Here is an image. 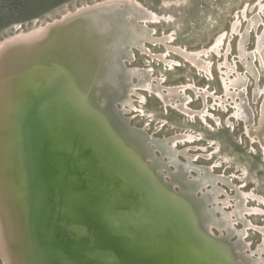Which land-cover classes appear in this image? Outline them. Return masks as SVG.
Returning a JSON list of instances; mask_svg holds the SVG:
<instances>
[{"label": "bare ground", "instance_id": "1", "mask_svg": "<svg viewBox=\"0 0 264 264\" xmlns=\"http://www.w3.org/2000/svg\"><path fill=\"white\" fill-rule=\"evenodd\" d=\"M181 2L182 0H179L174 5L182 7L183 3ZM245 3H242L238 9L244 8ZM257 3L255 4L258 5ZM259 3V8L262 11L264 0ZM169 5L167 3L166 6ZM240 12L238 20H236L237 16L234 18L235 21L227 35L224 31H219L214 35L217 39L214 51L217 53L219 51L221 56L230 38L229 34H232L231 30L234 33L238 32ZM135 14L137 18L134 17ZM242 16L248 17V14L243 12ZM62 18L50 23L41 32L33 31L34 33L28 36L29 38L6 40L7 42H4L0 47V238L4 245L1 248L3 253L0 252V254L2 253L1 257L5 260L3 262L6 264H47L41 245L42 247L52 245L54 246L53 251H60L64 256H67L71 249L69 248L72 244L69 233L65 229L60 230L61 228L56 230L54 224L56 214L51 209L46 210L42 204L40 172L44 171L46 178V172H48L46 168L51 166V154H54L47 148L42 152L36 143L40 135L35 127V119L39 110V113L46 111V115L49 114L52 117L59 112L64 115V118L70 119L72 133L77 134L80 144L84 145V148H81L83 151L79 150V156H88L90 165L92 164L94 167L89 170L91 176L96 179L108 180L110 178L116 186H123V188L134 191L135 197L133 193H126L125 196H118L112 205L118 207L121 204L125 208H131L128 211L131 212L134 219L137 217L134 210L139 207L138 217L142 219L139 222L143 223L133 226H135L134 232L144 246L143 251L151 247L155 253L166 254V257L173 256V261H177L175 264H264V243L255 249L257 254L253 248H249L248 240L245 238L249 234V223L243 216L249 207L246 206V195L242 191L236 190L233 210L229 213L223 212L214 215V209H220V205L212 208L209 203L215 202L217 199L215 195L219 193L216 181L219 179L227 181L225 180L227 174L224 173L221 178L215 175V172L210 173L209 167H198L192 162L198 155L190 154L189 157L185 148L178 146L182 142L178 140V134L185 136L189 142L202 134L192 133L188 131L189 125H183L180 130L176 131V136L170 139L167 138L168 136L156 138L143 132L142 126L149 123L148 119H143L147 116L143 107L141 108L143 115L135 117L139 122L141 121L139 127H134L135 130L128 127L125 121L126 115L121 114V112L137 108L131 94H136L142 103L143 99L136 90L140 88L153 91L163 103L170 104L174 110L178 109L188 118L194 116L197 123H201V119H204L206 124L210 125L207 117L212 111L210 110L209 113H207L208 110L200 111L202 107L200 99L198 107L194 108L188 104L190 99L187 97V89H194L195 93L201 95L203 99L205 96L211 95L212 90L205 89L204 86L201 88L196 83L191 86V81L181 87L167 83V80L164 83L162 79L153 81L154 75H151L150 70L147 69L152 65L147 67L134 63L128 64L134 59L132 53L135 47L143 48L142 44H144L145 49H152L145 42L146 39H150L155 44L158 38L164 37L168 47L172 46L171 43L176 42L174 32V34L164 32V36L157 32L155 35L146 34L152 29L155 30L157 25H174L173 17L167 14H159L154 17L150 10L137 0H103ZM252 19H248L249 22H246V25L249 23L252 29L257 28L254 50L243 46L248 32L246 27V31L243 32L242 29L238 32V36L235 37L234 34L232 36L236 43L235 48L239 50L241 62L251 67L252 70L255 67L260 75L258 64L264 72V26H258V23ZM137 20L141 21L137 23ZM143 28L145 31L141 32L140 30ZM239 37L241 38L240 46H238ZM11 39L13 40V38ZM221 46H223L222 50ZM125 52L128 56L123 55L122 59H128L122 65L118 56ZM180 52L184 58L189 57L195 65L191 69L192 71L194 68H200L201 71L209 73L210 62L208 61L212 55L208 50H197L192 53L188 50ZM166 54L168 52L164 51L162 55H156L165 63L161 69L163 70L165 67L163 70L165 73L176 72L180 68L175 66V62L169 60ZM234 54H238L237 51ZM206 56L208 59L205 58ZM223 56L226 57L225 53ZM223 56L220 59L221 62L224 61L222 66L228 68L226 71L222 68L221 79L224 82L225 99L228 98L227 102H229L231 99L240 97L237 88L240 89L243 86V80L236 75L228 77L231 68H233L232 72L234 71V65L228 66L229 58L226 57L227 59L223 60ZM249 56H253L254 65ZM163 71L161 73L165 77ZM210 74L212 77L214 76L212 73ZM134 76H137L138 82ZM60 92L65 95L56 101L58 112L57 110L53 112L55 104L52 101L57 99L55 95ZM218 94L215 93V95ZM259 94H261L262 102V109H259L260 116L264 118L263 88H260ZM223 99L224 97H221L215 101L224 105L225 99ZM67 101L73 104L69 105ZM208 104H210L209 98L207 107ZM234 105L237 107V111L233 112L235 117L247 116L245 108L239 106L238 99ZM67 110L73 113V119L66 114ZM162 123L163 121L158 124L161 126H158L156 130L161 127L162 131L167 130V125H162ZM243 123H248L246 118L244 122L239 123L240 128ZM188 124L191 122L189 121ZM256 126L257 124L253 127V132L247 127V134L251 138L259 134ZM210 127L212 131L216 130L213 126ZM70 140L71 135L68 136L67 143ZM262 141L264 142V136ZM209 142L212 146L207 148L206 156H210L208 154L215 151L212 154L214 160L217 162L222 160L230 165L228 158L219 156L217 143L213 139ZM94 148L98 153H101V158L95 156ZM153 148H157L160 152L154 154ZM177 154H184L187 157V168L177 165V162L180 161ZM165 156L170 157L168 163ZM41 159L46 161L45 164L48 165L46 168L43 167L44 163L41 162ZM170 163L175 166L173 172L172 168L168 170L167 165ZM221 164L223 168L224 164ZM193 167L199 171L198 176L190 172L189 169ZM55 169L59 172L60 166L56 165ZM230 169L233 173L232 177L239 179L241 170L238 169L235 173L233 171L235 168L230 166ZM166 170L169 175L167 180L163 178V172ZM188 172L192 174L191 180L187 179ZM60 173L62 174V170ZM219 173L221 174L222 170ZM124 176L130 181L123 182L122 177ZM47 178L51 179L49 174H47ZM74 180L80 186L78 188L85 191L83 197L90 204L88 215L97 218L94 203H102L99 196L92 195L90 198L89 190L77 178ZM244 181L248 188V194L254 199L253 208L264 211V196L256 193L254 188L251 192V187L254 185H248V178ZM235 183L233 180L231 185L240 187V189L244 186V183H241V186H238V183L234 185ZM208 184L213 187L215 195L212 194L210 197L208 193L195 194L197 188L200 189ZM174 185H178V189L173 188ZM141 194L144 199L146 198L144 204L139 201ZM151 197L155 202L154 209L151 207ZM49 198L45 203L55 207L56 202L52 196ZM228 198L231 199L232 196L228 195ZM130 202L132 205L129 207L127 205ZM228 203H231V200L224 201V205L230 206ZM43 210L47 216L44 219L46 222L52 220L51 222L40 224L42 220L39 221L38 215L39 212L43 213ZM202 213L204 215H199ZM121 215L123 219L127 217L125 219L127 224L132 225L133 219L128 217V214L121 213ZM253 217L257 220L256 214ZM109 219L113 221V218ZM238 223L243 224L239 229V225L236 226ZM118 227H121L122 231L125 229L120 225ZM214 228H217L219 232L214 233ZM261 229L264 232V227ZM58 231H64V237ZM81 231L85 233L83 229ZM170 233L172 236H169ZM104 236L107 235L98 227L97 232L88 233L87 238L83 241L74 239V243L79 247L77 248L78 254L80 255L81 251L86 250L87 243L88 241L90 243L91 239L93 242L105 241L103 243L109 245L110 242L105 240ZM227 236L234 238L226 240ZM95 238L99 241H95ZM235 239H239V242H234ZM136 243L138 244L137 241ZM91 245L93 246V244ZM94 253L99 264H107L97 252ZM179 258L182 259L179 260ZM164 261L165 258L159 263Z\"/></svg>", "mask_w": 264, "mask_h": 264}, {"label": "rangeland", "instance_id": "2", "mask_svg": "<svg viewBox=\"0 0 264 264\" xmlns=\"http://www.w3.org/2000/svg\"><path fill=\"white\" fill-rule=\"evenodd\" d=\"M102 1L103 0H0V47L4 42H7L6 40L14 41L23 38L25 39L33 34V31L38 30V32H41L50 23L61 20L63 19L62 17H65L72 12L79 11L83 7L85 8ZM137 1L142 3L146 9L150 10L154 17H157L159 14H167L173 17L172 22H174V25H157L155 30L152 29L150 32H146V34L155 35L157 32L158 34L164 36V32L171 34L175 33L174 37L176 38V42L171 43L172 46L168 47L164 37L158 38L155 44L150 41V39H146L145 42L151 46L152 49H145L144 44H142L143 48L141 46L135 47L134 52L132 53L134 59L133 61L128 62V64L131 65L134 63L147 67L152 65L151 68L148 67L147 69L150 70L151 75H154L153 81H156V79H162L164 83L167 80V83L177 86L179 85L180 87L191 81V86H194V83H196L201 88L202 86H204L205 89L209 88L212 90L210 92L211 95L205 96L204 99L201 95L196 94L194 89L189 88L187 89V97L190 99L188 104H191L192 107H198V100L200 99L202 104L200 111L208 110L207 113L211 111L212 113L207 117L210 125L206 124L205 120L201 118V123H197V119L194 116H192V118H188L185 113L179 112L175 107L174 108L176 110H174L168 103H163L153 91L140 88H137L136 90L143 99L142 103L136 94H131L134 99L133 103L137 106V108H132L131 110L123 113L120 110V112L122 115H126L125 121L128 127L132 130H135L134 127H139L141 122H139L138 119H135V117L137 115H143L141 112V108L143 107V111H145V114L147 115L143 119L149 120V123H145L144 126H142L143 132L151 134L156 138L168 136L167 138L170 139L176 136V131L180 130V127L183 125H189L190 128L188 131H191L192 133L199 132L197 134H202V136H196L195 140L190 142L187 141L185 136H179L180 134H178V140L182 141L178 146L185 148L189 157L190 154L198 155L195 158V161H192L198 167H209L210 173L213 174V172H215L214 174L221 178H223L222 175H224V173L227 174V178L225 179L227 181H221V179L216 181V186L219 187L218 195H215V191H213L211 184L205 185L200 189L197 188L195 194L200 195V193H208L210 197H212V194H214L217 199L213 203L210 202L209 205H211L212 208H216V206L220 205V209H214L213 211V214L216 215L222 214L223 212L229 213L232 211L236 201V195L234 192L237 193L236 190L242 191L247 197L246 206H249L248 208L246 207L247 209L243 214L244 218L249 223V234L246 235L245 238L248 240L249 248H253L255 251L258 245L264 243V232L261 229L264 227V211L253 208L254 199H252L248 194V188L245 186L246 184L244 179L248 178V185H254V187H251V192H253L252 189L254 188L256 193L264 196V142L262 141L264 136V118L260 116L261 111L259 110L262 109V102L260 100L261 94H259V90L260 88L264 89V72L259 64L258 69L260 71V75L255 67L254 70H252L251 67L241 62L239 50L235 48L236 43L232 34H234L236 37L239 35L238 32L240 30L243 29L244 32L247 29L248 32L244 39L243 46H247L251 50L255 49L257 28L252 29L249 23L246 25V22H249L248 19L250 20V18H254L252 20H254L255 23H258V26H264V9L261 11V8H259V2H261V0H182V7H176L174 5L175 2L177 3L179 0ZM167 3L170 4L168 7L166 6ZM242 3H245V7L243 6L244 8L238 9ZM255 3H257L259 6ZM239 12L240 19L238 22V32L234 33V31L231 30L232 34H229L230 38L228 39L222 56L225 53V56L229 58L228 66L230 65L231 67L234 65V71L232 72L233 68H231V72H229L228 77H233L234 75L239 76L240 79L243 80V86L240 89L237 88L240 97L231 99L229 102H227L228 98L225 99L224 82H222L223 80L221 78L223 75L222 68H224L223 70L226 71V68L228 67L226 66L225 68L224 65L222 66L224 61H220L222 57L221 54L219 51L218 53L214 51V48L216 47L215 42L217 40L215 39L214 35L219 31H224L227 35L230 31L231 25L235 21L234 18L236 16V20H238ZM243 12L244 14H248V17L242 16ZM134 17L137 18V15L135 14ZM139 21L141 20H137V23ZM140 31L143 32L145 29L143 28ZM240 37L238 39L239 44L237 43L238 46H240V40L242 38ZM11 38H13V40ZM231 43L232 45H230ZM222 48L223 46H221V50ZM187 50L190 53L196 52L197 50L209 51V53L213 56H210L208 61L210 62L208 69L209 73L201 71L200 68H194L193 71L191 70L195 65L190 61L189 57L184 58L180 52H185ZM164 51L168 52L166 56L169 57V60L174 61L175 66L180 68L177 69L176 72L165 73L163 71L165 70V67L163 70L161 69L162 66H165V63L162 61V59L157 58L156 55H162ZM236 51L238 54H234ZM123 55L128 56V54L125 52L118 56V59H120L119 61L122 65L128 59H122ZM226 57L223 56V60ZM205 58L208 59L207 56ZM249 58L254 65L255 60L253 56H249ZM161 71L164 72L163 74L165 77H163ZM210 73H212L214 76L212 77ZM134 78L137 79L138 82L137 76H134ZM215 93L219 94L215 95ZM221 97H224L225 99H223V103L225 102L224 105H222L221 102L217 103L215 101ZM208 98L210 104H208L207 107ZM237 99L238 103L240 104L239 106L245 108L247 112L246 117L237 118L234 116L235 111H237V107L234 105ZM228 111H231V113H228ZM149 117L151 118L149 119ZM245 118L248 123H243L244 125L242 124L240 128L239 123L244 122ZM161 121H163L162 125H167L166 131H162V127L156 130L158 126H161L158 125ZM189 121L191 124H188ZM255 124H257L256 127L259 131V134L254 135V137L251 138V136L249 135V137L247 134V127H249V130L253 132V127ZM210 126H213V128L216 130L212 131ZM152 129L153 131H151ZM186 136H188V134H186ZM212 139L218 145L220 153L219 156L221 158H228L230 165L226 164L222 160L219 162L214 160V155L212 154H214L215 151L211 154H208L210 156H206V152L208 150L207 148L212 146L209 140ZM152 145L155 144L153 143ZM153 152L156 154L160 151L157 148H153ZM177 157H180V161L177 162V165H179L181 168H187V157L184 154H177ZM165 158L167 159L166 162L168 163L170 157L165 156ZM209 163L211 164L205 165ZM221 163L224 164L223 168ZM230 166L235 168L233 170L235 173H237L238 169L241 170V172H239V179L232 177L233 173L230 169ZM167 167L168 170L172 168V172L175 170V166H173L171 163L168 164ZM168 170L163 172V178L165 180L169 179ZM189 170L190 172L196 174V176L200 174L199 171L194 167ZM221 170L222 173L220 174L219 171ZM191 177L192 174L188 172L187 179L191 180ZM233 180L236 182L234 185H237L238 183V186H241V183H244V186H242L241 189L240 187L232 186L231 183ZM173 188L178 189V185H174ZM228 195L232 196V198H228ZM225 200H231V203H228L230 206L224 205ZM254 214L257 215V220L254 219ZM238 225L239 229L243 224H236V226ZM214 229V233L219 232L217 228ZM232 238L234 237L232 236L231 238H228L227 236L226 240ZM234 242H239V239H235ZM0 246V249L4 246L2 239L0 241ZM0 252L3 253L2 249ZM2 253L0 254V264H6L4 263L5 260L2 259L3 257H1L3 256Z\"/></svg>", "mask_w": 264, "mask_h": 264}, {"label": "water", "instance_id": "3", "mask_svg": "<svg viewBox=\"0 0 264 264\" xmlns=\"http://www.w3.org/2000/svg\"><path fill=\"white\" fill-rule=\"evenodd\" d=\"M11 60L14 62L16 61L15 59ZM63 95L65 94L61 92L55 95L57 99L52 101L53 104H55L53 112L58 109L56 101L62 98ZM67 102L69 105L73 104L72 102ZM61 112L66 113L65 111ZM66 114H68V116L73 119V113L68 111ZM35 120L37 123H35V127L38 130V134L40 133L36 143L40 146V150L42 152H44L46 150L45 148H47L54 154H51V166L48 168H46L48 166L45 164L46 161L41 159V162L44 163L43 167L48 170V172H46V178L44 176L45 172H40V181L43 194L42 204H44L43 207L46 210L51 209L54 211V214H56V219L54 220L56 230H59L60 228V230L65 229L69 233L71 238L69 236L68 237L71 239L70 242L72 243L69 246L71 249H69L67 256L61 254L60 251H53L52 248L54 246L52 245L50 247H46L44 245V247H42L41 245L40 247L42 248V252L46 257V263L99 264L100 262L98 261V258L94 252H97L98 255L103 258L102 260L107 262V264H124V262L125 264H160L159 261L164 258L165 261L161 264L177 263V261H173V256L166 257V254L155 253L151 247H149L148 250L143 251L144 246L142 242H140L138 235L134 232L135 226L143 223L139 222L142 221V219L138 217V213L140 211L139 207H136L134 210L135 213H137V217L134 219L131 215V212L128 211L131 208H125L121 204L118 207H113L112 205V202L118 198V196H125L126 193H133L134 196V191L123 188V186H116L114 181L110 178H108V180L102 178L96 179V177L91 176V172L89 170L94 167L92 164L90 165L88 156H79V150L81 151V148H84V145L80 144L78 135L72 133L73 130L70 127V119L64 118V115L62 113L59 114V112L52 117V115H46V111H41L39 113L38 110V116ZM69 135H71V140L67 143V138ZM93 152L96 157L98 156V158H101V153H98L95 148L93 149ZM56 165L60 166V171L62 170V174L60 171H56ZM47 174L50 175L51 179L47 178ZM53 177L55 178L54 181ZM75 178H77L79 182L87 190H89L90 198L92 195H96V197L99 196L102 203H94L96 206L97 218L93 215V217L88 215V207L90 204L84 199L83 195L85 191L78 188L80 186L78 183H75ZM122 178L123 182L130 181L126 176ZM133 185L135 184L133 183ZM51 196L56 202H54L56 204L55 207L51 204L45 203L46 200L50 199L49 197ZM139 199L140 202L142 201L141 203H146V198L144 199L142 194L139 196ZM150 202L152 203V209H154L155 202L153 201L152 197L150 198ZM131 205L132 204L130 202V204L127 206L130 207ZM44 212L45 210H43V213L39 212L38 219L39 221L42 220L40 221V224L42 222L46 224L47 222L52 221L50 220L46 222L44 218L47 216H45ZM121 213L124 215L128 214L127 216L133 219V222L131 223L132 225L127 224V221H125L127 217L123 219ZM199 215H204V213ZM109 218H113V221ZM118 225L122 226V228H125L123 229L124 231H122L121 227L119 228ZM98 227L101 228L102 232L107 235L104 236V239L109 241L110 244L106 245L103 243L105 241H99L96 238L95 241L99 242H93L91 239L90 243L89 241L87 243L86 250L81 251V254L79 255V251L77 249L79 247L76 245V243H74V239H82L83 241V239L87 238L88 233L97 232ZM51 229L53 228L51 227ZM82 229L85 231V233L83 232L84 234L81 231ZM58 232L62 237H64V231ZM169 236H172V234L170 233ZM91 244H93V246ZM118 258L119 260H117ZM182 258H179V260Z\"/></svg>", "mask_w": 264, "mask_h": 264}]
</instances>
